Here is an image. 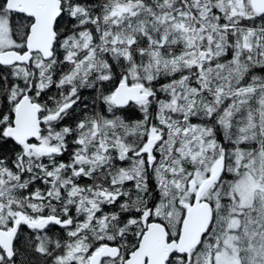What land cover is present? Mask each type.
<instances>
[{"label":"snow or ice","instance_id":"obj_1","mask_svg":"<svg viewBox=\"0 0 264 264\" xmlns=\"http://www.w3.org/2000/svg\"><path fill=\"white\" fill-rule=\"evenodd\" d=\"M0 264H264V0H0Z\"/></svg>","mask_w":264,"mask_h":264},{"label":"flooded vegetation","instance_id":"obj_2","mask_svg":"<svg viewBox=\"0 0 264 264\" xmlns=\"http://www.w3.org/2000/svg\"><path fill=\"white\" fill-rule=\"evenodd\" d=\"M88 94H89V93H88L87 90H85L84 93H83L84 96H86V95H88Z\"/></svg>","mask_w":264,"mask_h":264},{"label":"trees","instance_id":"obj_3","mask_svg":"<svg viewBox=\"0 0 264 264\" xmlns=\"http://www.w3.org/2000/svg\"><path fill=\"white\" fill-rule=\"evenodd\" d=\"M85 97H86V100H85V102H88L87 98L89 97V94H88V95H86Z\"/></svg>","mask_w":264,"mask_h":264}]
</instances>
